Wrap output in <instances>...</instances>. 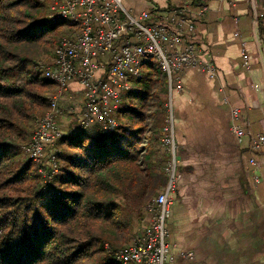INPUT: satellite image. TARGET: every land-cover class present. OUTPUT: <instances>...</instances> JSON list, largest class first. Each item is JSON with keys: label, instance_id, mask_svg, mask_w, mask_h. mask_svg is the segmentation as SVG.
<instances>
[{"label": "trees", "instance_id": "16d2710c", "mask_svg": "<svg viewBox=\"0 0 264 264\" xmlns=\"http://www.w3.org/2000/svg\"><path fill=\"white\" fill-rule=\"evenodd\" d=\"M51 3L0 0V264H121L104 245H130L166 184V76L149 69L134 81L122 119L109 130L77 124L82 100L75 113L66 109L70 121L58 116L61 137L46 148L43 166L48 174L53 155L58 171L44 188L24 153L56 94L37 63L73 28L53 17ZM255 155L264 156V148Z\"/></svg>", "mask_w": 264, "mask_h": 264}, {"label": "crops", "instance_id": "0c3cea01", "mask_svg": "<svg viewBox=\"0 0 264 264\" xmlns=\"http://www.w3.org/2000/svg\"><path fill=\"white\" fill-rule=\"evenodd\" d=\"M120 1L132 16L149 13L151 23L177 5V0ZM201 1L207 11L185 41L214 74L191 68L173 83L179 180L166 222L169 264H264V156L254 154L259 166L253 168L248 139L238 143L230 130V110L237 108V122L264 136V0ZM184 2L197 11L191 0ZM71 85L74 93L67 98H80L78 86Z\"/></svg>", "mask_w": 264, "mask_h": 264}, {"label": "built area", "instance_id": "2783aa9c", "mask_svg": "<svg viewBox=\"0 0 264 264\" xmlns=\"http://www.w3.org/2000/svg\"><path fill=\"white\" fill-rule=\"evenodd\" d=\"M188 5L184 0H177V5L165 13L162 21L151 23L149 13L132 16L120 0H52L51 3L53 17L73 28L60 39L50 60L37 63L42 76L56 87V94L50 97L48 109L37 121L24 153L34 163L45 184L58 171L56 159L51 155L47 160V174L43 167L44 152L61 137L58 105L61 99L71 95L70 84L78 86L75 93L80 95L83 103L77 124L83 129L94 125L109 130L117 126V119H122L130 102L126 96L133 89L134 81L146 75L153 62L158 63L166 76L167 100L160 138L167 155L163 167L166 184L146 206L147 224L136 239L116 250L105 246L114 261L121 264H169L173 260L166 228L171 214L169 197L179 180L171 102L173 83H178L179 75L191 68L214 74L213 66L202 62L199 51L185 41V33L194 31L195 20L206 13L207 7L202 6L192 13ZM241 58L246 66L247 55L242 53ZM238 114L237 108L230 110V130L238 143L248 139L249 164L258 168L254 154L264 148V136L252 135L245 130L237 122ZM254 182H258L257 177ZM180 257L190 260L192 255L180 253Z\"/></svg>", "mask_w": 264, "mask_h": 264}, {"label": "rangeland", "instance_id": "374dc122", "mask_svg": "<svg viewBox=\"0 0 264 264\" xmlns=\"http://www.w3.org/2000/svg\"><path fill=\"white\" fill-rule=\"evenodd\" d=\"M51 56L49 58H47V59L45 57H43V59L44 60H50L51 59ZM150 70L152 72H154V70L156 72H159L160 71V67H159L158 63L157 62H153L152 63V68L150 66ZM74 88H75V86H73V85L70 84L69 89L73 90ZM80 100H81L80 98L79 99H71V100H68V103L64 102V105H58L59 111H62L63 112V116L64 117H67L66 119H69L68 121H70V119H71L70 117L71 116L68 115V113L66 111L70 108V112L73 111L75 113L76 110L74 108H79L82 105L81 102H80ZM63 121H66V120L64 119ZM59 130H60V126H59ZM36 171L38 173V169H36ZM48 185L49 186L51 185V180H50L49 183L47 182V184H45V187L44 188H46V186H48ZM147 219H148V217L146 215L145 218L141 221V224H140L139 228L136 231V234L137 235L142 231V229L144 228V226L147 224ZM104 246H106V245H104Z\"/></svg>", "mask_w": 264, "mask_h": 264}]
</instances>
